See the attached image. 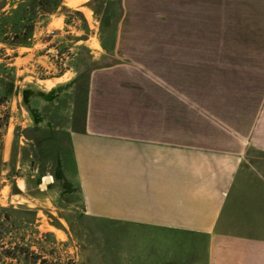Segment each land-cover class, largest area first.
Segmentation results:
<instances>
[{"label":"rangeland","instance_id":"obj_1","mask_svg":"<svg viewBox=\"0 0 264 264\" xmlns=\"http://www.w3.org/2000/svg\"><path fill=\"white\" fill-rule=\"evenodd\" d=\"M0 64L15 86L0 135V264H207V235L177 226L191 194H174L168 217L145 210L165 192L147 177L152 160L134 163L131 204L116 171L88 183L101 203L87 213L69 133L84 128L88 96L127 123L140 94L166 112L153 122L185 135L264 144V0H0Z\"/></svg>","mask_w":264,"mask_h":264},{"label":"crops","instance_id":"obj_2","mask_svg":"<svg viewBox=\"0 0 264 264\" xmlns=\"http://www.w3.org/2000/svg\"><path fill=\"white\" fill-rule=\"evenodd\" d=\"M140 97L134 96L131 105L123 109L134 116L123 123L107 119L120 111L110 109L111 114L107 106L94 104L88 96L84 128L77 130L76 138L75 131L70 130L76 185L85 211L92 212V205L97 208L101 203L99 194L95 197L88 194V183L98 186L103 174L114 171L116 180L122 175V181H126L122 187L115 185L119 195L128 204L133 203L137 194L133 187L134 163L144 157L154 164L148 168L147 177L156 181L160 191L165 189L158 202L152 204L150 197L146 211L168 217L167 211L175 202L174 194H191L192 220L179 221L177 226L198 227L207 235V264H264V144L234 139L223 128L228 139L218 142L185 135L183 125L169 127L166 118L153 122L154 114L162 117L166 112L140 107ZM175 132L178 140H172ZM204 187L213 193L212 206L210 197L208 206L204 204L207 200ZM146 192L151 196L149 184ZM214 194L220 200L218 203ZM178 200L183 204L181 198ZM202 205L207 212L199 214ZM188 221L192 224H187Z\"/></svg>","mask_w":264,"mask_h":264},{"label":"trees","instance_id":"obj_3","mask_svg":"<svg viewBox=\"0 0 264 264\" xmlns=\"http://www.w3.org/2000/svg\"><path fill=\"white\" fill-rule=\"evenodd\" d=\"M0 67L3 68V71L0 73V135H3V132L8 127L11 116L9 102L15 92V86L14 67L6 64H0ZM26 92V90L23 91L25 102H27Z\"/></svg>","mask_w":264,"mask_h":264},{"label":"built area","instance_id":"obj_4","mask_svg":"<svg viewBox=\"0 0 264 264\" xmlns=\"http://www.w3.org/2000/svg\"><path fill=\"white\" fill-rule=\"evenodd\" d=\"M50 32L53 33V30H51Z\"/></svg>","mask_w":264,"mask_h":264}]
</instances>
